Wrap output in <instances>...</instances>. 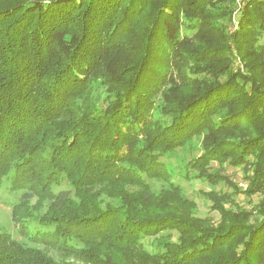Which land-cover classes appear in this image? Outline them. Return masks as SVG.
Wrapping results in <instances>:
<instances>
[{"label":"trees","instance_id":"trees-1","mask_svg":"<svg viewBox=\"0 0 264 264\" xmlns=\"http://www.w3.org/2000/svg\"><path fill=\"white\" fill-rule=\"evenodd\" d=\"M97 78L100 105L88 95ZM201 135L188 172L261 195L254 222L213 192L218 219L197 218L171 182L164 158ZM212 163L240 169L246 188ZM63 182L70 189L54 194ZM4 184L22 192L18 234L65 260L264 264V0H0ZM156 236L149 254L141 242ZM65 260L0 230V264Z\"/></svg>","mask_w":264,"mask_h":264},{"label":"rangeland","instance_id":"rangeland-1","mask_svg":"<svg viewBox=\"0 0 264 264\" xmlns=\"http://www.w3.org/2000/svg\"><path fill=\"white\" fill-rule=\"evenodd\" d=\"M240 0H237V4ZM233 14V19L235 17ZM230 22L227 32L232 34L235 31L236 25L234 20ZM238 64L240 66V72H244L243 64L241 61L238 60ZM88 95L90 100L94 104H101L102 100H104L105 94V87L102 85L101 78H97L92 82L88 90ZM156 104L155 106H157ZM155 118H159L158 112L154 110ZM205 135H201L198 137H194L189 142L185 144V146L178 148L176 151L168 154L164 158L165 165L167 166L169 173L171 175V182L179 187L182 196L192 202L194 204V216L197 218H209L212 221H216L218 219V215L216 212L210 210V203L206 198V194L208 193H216V194H230L232 195L231 203L227 204V207L234 208L235 206L243 209L247 213L251 214L250 221L254 222L257 217L259 216L257 212L254 211L252 208L258 202H260L262 196L255 195L250 199H245L242 196L234 195L233 189L227 187L223 183L212 184L208 182L206 179H201L197 177L196 171L188 172L187 163L200 156L203 153V140ZM224 169L221 172V167L217 163H212L210 167V172H221L229 179L234 181L239 189L244 190L246 188V183L242 178V173L240 169L233 168L230 166H223ZM147 182L149 183L151 189L155 193H159L161 189H166L167 186L161 180L158 179H148ZM69 186L66 182H63L61 185L54 186L53 192L54 194H58L62 190H69ZM22 192H12L8 189V184H4L0 188V230L9 234L13 239L24 243L25 245L37 247L42 249L44 252L48 253L52 256L55 260H65L64 258L60 257V255L52 250H47L43 248L44 246H36L28 241H26L21 235L18 234L15 226L12 223L11 219V211L12 207L17 204L21 198ZM234 195V196H233ZM104 200V203L110 202L112 205H118L119 200L108 199L105 197L101 198ZM33 199L30 205H33L35 202ZM46 207L43 208L41 214L45 213ZM167 232L160 233L159 236H165ZM174 236L176 234L174 233ZM143 250L149 254H153L156 251H160L161 248L158 245V237H147L143 239L141 242ZM66 258V257H65ZM66 263L69 264H81L74 258H66Z\"/></svg>","mask_w":264,"mask_h":264}]
</instances>
